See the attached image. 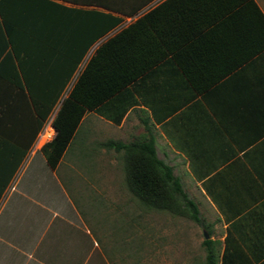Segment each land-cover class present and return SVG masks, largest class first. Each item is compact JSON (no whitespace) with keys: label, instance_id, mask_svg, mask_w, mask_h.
I'll return each instance as SVG.
<instances>
[{"label":"crops","instance_id":"1","mask_svg":"<svg viewBox=\"0 0 264 264\" xmlns=\"http://www.w3.org/2000/svg\"><path fill=\"white\" fill-rule=\"evenodd\" d=\"M56 1L86 10L75 15V29L93 37L67 86L97 45L117 33L122 62L141 70L85 108L53 167L33 148L23 123L26 106L16 111V125L0 127V138L9 142H0V180L9 152L12 159L24 150L0 192V264H97L98 256L106 258L93 237L85 247L73 236L80 208L57 211L34 199V156L39 151L53 173L64 160L94 183L103 173L78 167L111 164L109 154L122 162L121 150L110 151L107 143L148 138L195 203L206 224L201 239L215 242L216 264H264V0ZM70 144L74 153L66 160ZM65 173L64 181L73 178ZM42 211L49 212L45 221ZM201 239L200 252L187 256V264L203 259Z\"/></svg>","mask_w":264,"mask_h":264},{"label":"trees","instance_id":"2","mask_svg":"<svg viewBox=\"0 0 264 264\" xmlns=\"http://www.w3.org/2000/svg\"><path fill=\"white\" fill-rule=\"evenodd\" d=\"M84 12L56 0H0V127L16 125V111L26 106L23 123L34 139L50 116L53 135L38 147L50 167L69 142L85 108L95 106L141 70L122 62L115 47L119 46L117 33L97 45L67 87L93 41L75 29V15ZM0 142L9 144L3 138ZM106 146L121 150L125 185L144 208L189 218L206 229L178 178L155 156L151 138L112 140ZM23 151H15L12 159L9 152L5 158L9 167L0 180V192ZM200 244L203 259L195 258L189 264H216L215 242L202 238Z\"/></svg>","mask_w":264,"mask_h":264},{"label":"rangeland","instance_id":"3","mask_svg":"<svg viewBox=\"0 0 264 264\" xmlns=\"http://www.w3.org/2000/svg\"><path fill=\"white\" fill-rule=\"evenodd\" d=\"M72 148L70 144L63 154L64 159H72ZM109 155L111 164L99 166L95 160L90 166L78 167L83 170L81 172L95 176L98 172L103 173L102 180L97 178L94 183H87L77 175V169L64 164V160L53 173L37 151L34 156L38 158L37 169H31L32 185H39L34 199L57 211L72 204L81 209L80 220L74 216L72 233L84 241L85 247L91 245V237L97 241L106 257L100 259L96 249L97 264H111L108 262L110 257L112 264H187V256L200 252V224L163 210L144 208L125 188L124 165L113 154ZM65 172L73 178L64 181L62 175ZM35 173H38L36 179ZM46 193L49 198L44 196ZM32 207L38 211L35 204ZM48 214L41 212L42 221ZM90 261L91 258L87 263Z\"/></svg>","mask_w":264,"mask_h":264},{"label":"built area","instance_id":"4","mask_svg":"<svg viewBox=\"0 0 264 264\" xmlns=\"http://www.w3.org/2000/svg\"><path fill=\"white\" fill-rule=\"evenodd\" d=\"M53 132L54 128L50 123V116H48L46 119H44L34 137L33 148H38L42 143L49 140L53 135Z\"/></svg>","mask_w":264,"mask_h":264},{"label":"water","instance_id":"5","mask_svg":"<svg viewBox=\"0 0 264 264\" xmlns=\"http://www.w3.org/2000/svg\"><path fill=\"white\" fill-rule=\"evenodd\" d=\"M203 235H204V237L206 236V234H205V233H203Z\"/></svg>","mask_w":264,"mask_h":264}]
</instances>
